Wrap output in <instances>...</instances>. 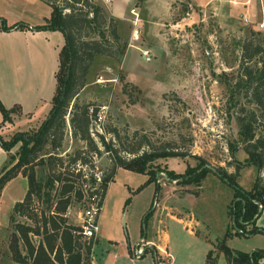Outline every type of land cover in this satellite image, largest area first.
Segmentation results:
<instances>
[{
  "label": "rangeland",
  "instance_id": "obj_1",
  "mask_svg": "<svg viewBox=\"0 0 264 264\" xmlns=\"http://www.w3.org/2000/svg\"><path fill=\"white\" fill-rule=\"evenodd\" d=\"M40 1L50 13L51 6ZM92 1L106 16L112 15L109 0ZM112 1L118 3L123 15L113 18L119 42H125L126 50L119 57L94 54L83 85L70 100L89 102L103 114L98 122L89 120V134L99 151H87L90 160L83 168L96 182L106 172L109 159L97 134L109 136L111 127H116L119 134L136 129L148 134L153 144L169 142L168 148L185 154L154 159L151 168L155 178L151 179L147 172L121 167L116 178L122 184L107 197L102 210L104 228L92 252L95 264H154V247L151 250L140 242L143 253H134L133 247L141 237L163 242L170 257L168 264H202L206 250L212 246L211 255L217 263L221 252L215 243L221 238L235 249L264 251V231L224 235L227 227L232 230L229 203L233 187L212 171H221L244 189L251 186L256 173L253 164H244L246 153L238 140L234 117L239 105L250 103L249 90L232 83L239 76L242 44L247 37L259 38L263 47L246 64L258 65L264 59V27L259 26L264 20V0ZM23 2L0 0V18L8 16L9 3L25 17L41 11L38 0H30L36 5L28 7ZM64 118L60 144L43 145L39 153L52 152L66 162L76 150H86V145L72 133L68 113ZM37 125L24 130L31 131ZM255 131H260L259 126ZM229 142L235 149L229 148ZM198 163L212 169L198 183H183L166 172H183ZM40 168L35 167L36 175L43 174ZM122 177L129 178L131 184H123ZM24 186L22 175L15 174L0 189V264H21L13 260L8 242L15 221L30 222L17 214L10 219L11 206L22 198ZM87 194L85 191L82 199L68 204L67 222L80 223L88 205ZM255 222L264 227V204ZM31 237L34 241L37 238ZM79 239L82 242L84 238ZM258 261L264 264V258Z\"/></svg>",
  "mask_w": 264,
  "mask_h": 264
},
{
  "label": "trees",
  "instance_id": "obj_2",
  "mask_svg": "<svg viewBox=\"0 0 264 264\" xmlns=\"http://www.w3.org/2000/svg\"><path fill=\"white\" fill-rule=\"evenodd\" d=\"M44 1L51 6V10L40 24L17 22L6 25L0 18L2 29L11 26L56 28L64 37L58 50L55 86L47 114L31 131H15L7 139L0 135V146L3 149H9L18 142L14 153L7 156L8 163L0 167V189L17 172L26 178V189L22 198L13 202L10 219L17 214L30 221L13 223L14 230L10 234L8 247L13 260L21 264H87L96 236L84 238L80 242L77 232L80 226L67 222L65 211L72 200L82 199L85 191H88V195L91 193L88 188L94 185L95 178L92 173L87 174L83 164L90 160L87 158V151L97 153L99 148L88 130L87 107L90 103L70 100L83 85L85 71L93 55L119 57L124 52L125 42H119L113 15L106 16L102 7L92 0H60L58 3L55 2L57 0ZM262 47L257 37L249 36L244 40L239 76L232 83L237 87L244 85L250 94V103L247 106L239 105L234 110V117L238 126V140L246 153L244 164H253L256 169L251 186L244 189L233 178L221 171L212 170L209 166H202L201 163L188 166L179 173L166 170L170 178H179L183 183H198L207 171L212 170L232 184L233 192L229 203L232 230L227 227L224 235H249L264 231L263 226L255 223L264 204V133L261 132L264 129V59L258 65L246 64ZM229 86V93L232 94V85ZM19 111L16 104L5 107L0 102L1 123L10 121V112ZM66 113L72 133L85 141L86 150H76L63 162L56 154L39 153V150L43 145L57 147L60 144ZM258 126L260 131L256 132ZM110 131L109 136L97 134L109 159L106 172L95 187L100 195L98 204H101L107 182L111 180L117 167L147 172L148 179H151L155 178V170L151 168L154 159L185 154L168 148L169 142L153 144L148 134L136 129L123 134H119L116 127H111ZM228 145L231 150L235 149L230 142ZM36 166L43 169V174L36 175ZM84 183L88 184L85 188ZM259 202L262 203L260 207L257 206ZM31 235L37 236L35 241ZM215 244L216 249L222 253L225 264H260L258 259L264 258V251L260 248L250 251L235 249L228 246L224 238ZM211 252L212 248L206 250L204 264H216Z\"/></svg>",
  "mask_w": 264,
  "mask_h": 264
},
{
  "label": "crops",
  "instance_id": "obj_3",
  "mask_svg": "<svg viewBox=\"0 0 264 264\" xmlns=\"http://www.w3.org/2000/svg\"><path fill=\"white\" fill-rule=\"evenodd\" d=\"M29 1L30 0H25V2H23L24 6L36 5ZM38 1L40 4L37 5H41V11L38 10L36 14L27 17L16 12L14 4L9 3L11 11L8 13V16L4 17V23L6 25H14L17 22H24L28 25L42 23L44 21L43 18L48 16L49 10H47L43 2L40 0ZM109 1L110 13L119 19L122 18L123 15L119 12L118 3L116 4L112 0ZM62 36V32L56 28L33 29L18 26H11L7 29L0 28V102L5 107H11L16 104L20 109L18 113L10 112V121H5L4 123H1L0 113V133L2 138L7 139L15 131L24 130L31 125L38 124L47 114L50 107V98L55 86L54 72L57 69L58 63V45H62V42H64ZM131 37H133V35ZM131 37H129V40ZM129 44L131 45V41ZM17 145L18 142L9 149H3L0 146V167L8 163L7 156L8 154L14 153ZM11 162H14V160ZM120 169L122 168L117 167L113 175V181L107 182L101 201V211L96 218V241L91 246L87 264H95L92 259V252L94 244L98 241V235L102 233L104 228V226H102V221L104 219L102 210L106 205L107 197L122 184L121 181H118L116 178L118 173H120ZM122 171L124 172L125 170ZM16 174L21 173L17 172ZM22 177L25 180V191L26 178L23 175ZM122 178L123 184H131L129 178ZM145 242L150 249L156 246L167 253L165 246H163V242H155L151 239ZM144 249L145 248H143V251ZM222 261L223 255L220 253L217 256L216 264H225ZM202 264H204V261Z\"/></svg>",
  "mask_w": 264,
  "mask_h": 264
},
{
  "label": "built area",
  "instance_id": "obj_4",
  "mask_svg": "<svg viewBox=\"0 0 264 264\" xmlns=\"http://www.w3.org/2000/svg\"><path fill=\"white\" fill-rule=\"evenodd\" d=\"M260 27H264V20L259 22ZM142 53L145 54L147 57V50L143 49ZM87 114L89 120L93 121H100V119L103 117V114L101 112V108H93L91 105H88L87 107ZM95 178V177H94ZM98 182H93V186H89V190H91V193L86 195L88 199V205L83 209V214L81 216V221L79 223L80 228L78 229V234L83 238H88L90 236H95V230H96V218L100 210L101 204H98V200L100 198L99 190L96 187V185L100 182V177L97 178ZM88 184H83L84 188ZM85 190V189H84ZM141 237L137 243L136 246L133 247L134 253L136 255H139L143 251V247H141V244L144 245L146 242ZM141 242V244H140ZM152 254L154 259V264H168L169 262V255L162 249L160 250L159 247L153 248Z\"/></svg>",
  "mask_w": 264,
  "mask_h": 264
}]
</instances>
